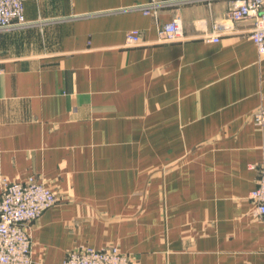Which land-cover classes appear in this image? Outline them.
I'll return each instance as SVG.
<instances>
[{"label": "crops", "instance_id": "1", "mask_svg": "<svg viewBox=\"0 0 264 264\" xmlns=\"http://www.w3.org/2000/svg\"><path fill=\"white\" fill-rule=\"evenodd\" d=\"M238 2L24 0L26 23L0 38V194L35 176L58 198L32 224L33 264L79 247L131 264H264L250 199L264 55L254 19L228 17ZM177 17L191 39L152 43ZM131 33L149 44L127 46Z\"/></svg>", "mask_w": 264, "mask_h": 264}, {"label": "built area", "instance_id": "2", "mask_svg": "<svg viewBox=\"0 0 264 264\" xmlns=\"http://www.w3.org/2000/svg\"><path fill=\"white\" fill-rule=\"evenodd\" d=\"M264 0H239L237 6L229 13V19L238 22L246 18L254 19L250 32L261 56L264 55ZM146 15H156L144 7ZM24 0H0V38L3 31L23 26ZM191 39L185 34L179 17L158 29L154 44L181 43ZM208 41L218 42V34L205 36ZM140 34L127 36V46L147 45ZM251 119L258 126H264V109L255 111ZM258 172L256 189L250 199L255 205L254 212L264 224V160L258 166H252ZM58 198L55 192L40 182L35 176L26 180H2L0 194V264H33L34 241L31 234L32 224L48 209L55 206ZM131 256L115 248L97 250L90 247H79L66 255L63 264H131Z\"/></svg>", "mask_w": 264, "mask_h": 264}]
</instances>
